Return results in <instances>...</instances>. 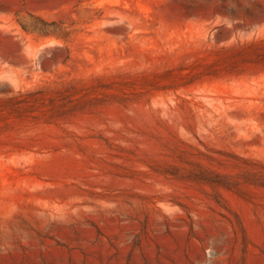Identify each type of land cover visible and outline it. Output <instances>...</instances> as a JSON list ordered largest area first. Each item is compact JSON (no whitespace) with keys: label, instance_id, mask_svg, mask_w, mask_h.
Instances as JSON below:
<instances>
[{"label":"rangeland","instance_id":"1","mask_svg":"<svg viewBox=\"0 0 264 264\" xmlns=\"http://www.w3.org/2000/svg\"><path fill=\"white\" fill-rule=\"evenodd\" d=\"M0 264H264V0H0Z\"/></svg>","mask_w":264,"mask_h":264}]
</instances>
